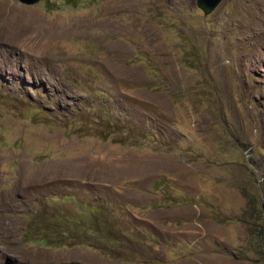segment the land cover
Here are the masks:
<instances>
[{
  "label": "rangeland",
  "instance_id": "1",
  "mask_svg": "<svg viewBox=\"0 0 264 264\" xmlns=\"http://www.w3.org/2000/svg\"><path fill=\"white\" fill-rule=\"evenodd\" d=\"M77 183L159 261L69 245ZM97 263L264 264V0H0V264Z\"/></svg>",
  "mask_w": 264,
  "mask_h": 264
},
{
  "label": "trees",
  "instance_id": "2",
  "mask_svg": "<svg viewBox=\"0 0 264 264\" xmlns=\"http://www.w3.org/2000/svg\"><path fill=\"white\" fill-rule=\"evenodd\" d=\"M77 184L74 187L78 194L71 196L75 200V216H66L62 221L63 234L65 240L71 243L69 245L85 246L109 259L130 263L159 261L151 248L138 247V244H146L147 232H151L153 237L157 232L146 221L127 211L119 202L120 192L105 185ZM57 221L61 219L57 218ZM129 251L135 252L129 256Z\"/></svg>",
  "mask_w": 264,
  "mask_h": 264
},
{
  "label": "water",
  "instance_id": "3",
  "mask_svg": "<svg viewBox=\"0 0 264 264\" xmlns=\"http://www.w3.org/2000/svg\"><path fill=\"white\" fill-rule=\"evenodd\" d=\"M24 5H34L40 0H18ZM222 0H196L197 7L203 12L204 16H208L219 5Z\"/></svg>",
  "mask_w": 264,
  "mask_h": 264
},
{
  "label": "crops",
  "instance_id": "4",
  "mask_svg": "<svg viewBox=\"0 0 264 264\" xmlns=\"http://www.w3.org/2000/svg\"><path fill=\"white\" fill-rule=\"evenodd\" d=\"M98 257H101V259H102L103 261H107V262H109V263L112 262L110 259H108V258H106V257H103L102 255H101V256L99 255ZM97 264H99V263H97Z\"/></svg>",
  "mask_w": 264,
  "mask_h": 264
},
{
  "label": "bare ground",
  "instance_id": "5",
  "mask_svg": "<svg viewBox=\"0 0 264 264\" xmlns=\"http://www.w3.org/2000/svg\"><path fill=\"white\" fill-rule=\"evenodd\" d=\"M34 40H36V38H35ZM37 45H38V44H37Z\"/></svg>",
  "mask_w": 264,
  "mask_h": 264
}]
</instances>
